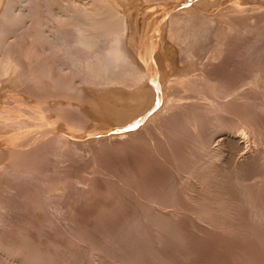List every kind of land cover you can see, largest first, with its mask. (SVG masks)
Returning a JSON list of instances; mask_svg holds the SVG:
<instances>
[{
  "label": "bare ground",
  "instance_id": "bare-ground-1",
  "mask_svg": "<svg viewBox=\"0 0 264 264\" xmlns=\"http://www.w3.org/2000/svg\"><path fill=\"white\" fill-rule=\"evenodd\" d=\"M232 56L234 61L230 63ZM232 62L238 70L231 76L227 70ZM250 66L253 69L247 74L246 70ZM263 81L264 0H0V264H13L24 247L12 239L6 241L3 235L8 232L9 226H21L15 224L17 219L9 218L7 214L30 203L26 200L30 194L28 192L35 189L43 194L41 187L48 178L42 171L43 167L37 165L46 164L51 157L70 153L80 144L89 151L91 148L117 149L132 142L157 139L156 133L169 144L187 141L200 151L201 157L193 160L188 167L183 165L179 183L186 186L181 187L180 193L176 189L175 193L178 192L179 195L176 194L191 205L200 204L201 199L210 204L213 201L210 195L212 183L205 186L204 178L207 176L203 178L198 174L214 171L217 166L227 171L231 168L234 159L228 153L226 143H235L233 153L242 150V138L251 131L248 130L252 125L247 119L248 115L264 111L262 101L255 104L254 111H249L248 107L249 100L264 84ZM86 106L88 110L90 107L91 112L84 109ZM89 134L97 136L90 137ZM86 136L88 138L85 141L83 138L82 142L73 138ZM214 141H217L216 144ZM193 151L188 150L187 156ZM96 152H93L94 156ZM257 153L246 156L248 162L259 164L263 157ZM93 154H89L92 159ZM88 159L91 158L88 156ZM241 164L243 161H238L236 165L234 163L235 167L240 166L239 169L243 167ZM136 178H139L138 174ZM81 180L85 182V179ZM65 185V189L62 187L64 191L68 184ZM172 187L165 188L159 184L144 189L148 193L143 190L147 195L142 204L156 237H159L164 218L159 213V207L178 204V196L172 190L175 187ZM196 188L205 190L201 198L193 194ZM170 190L172 193H169ZM49 197L42 199L47 205H50ZM248 197L244 199L250 201L252 198L249 200ZM257 206H254L255 209ZM184 207L188 208L186 205ZM255 209V219L263 220L262 210ZM254 217L251 218L253 221Z\"/></svg>",
  "mask_w": 264,
  "mask_h": 264
},
{
  "label": "rangeland",
  "instance_id": "rangeland-1",
  "mask_svg": "<svg viewBox=\"0 0 264 264\" xmlns=\"http://www.w3.org/2000/svg\"><path fill=\"white\" fill-rule=\"evenodd\" d=\"M233 57L234 56L231 57L232 59L230 58V61H229L230 63H231V61H234ZM232 63L233 64H230L228 66L229 70H227L231 76L233 74H235V71L237 72V70H238L236 64H234V62H232ZM252 69H253V66L248 67L246 70V73L247 74L250 73V71ZM263 83H264V81H263ZM263 83H261V84H263ZM257 93L255 95H252V98L249 100V104H248V107L250 109L249 111L255 110V104H257V103L259 104L261 101L264 102V99H263L264 98V84L259 86ZM260 98H262V100ZM257 99H259V100H257ZM252 100H254V101L256 100V101L252 102ZM252 105H253V107H252ZM87 107L88 106L84 107V109L86 108L87 112L88 111L91 112L90 107H89V110ZM247 119L252 125L248 128V130H251V131L247 132L248 134H246L247 136L245 135V137L242 138L243 140L241 139L243 142L242 143V145H243L242 150L243 151L240 150V152L233 153L235 151V149H234L235 143L232 141H228L230 144L228 142L226 143V149H227L228 153L229 154L231 153L232 159L236 160V158H237V160H236L237 162L236 161L233 162L234 161L233 160L232 161L233 164H232L231 168L228 169V171L224 170L220 166H217L218 168L216 167V169L214 171L206 172L204 170L205 171L204 173H206V174L203 175V172L198 174L199 177L203 176V178L207 176L206 178H204V181L206 182V184L204 183L205 186H208V184L210 185L212 183L213 190L210 193V195H211L213 201H210L211 202L210 204H209V201L207 203L206 200L204 201V199H201L200 204L199 203H198L199 205L197 204L198 206L197 205H191L181 195L178 196L180 193V190L182 189L181 187L186 186L185 184L182 185L179 183L181 168L184 167L183 165H186L185 167L190 166L193 160L194 161L196 159L198 160V158L201 157L200 151H198L196 149V147L193 148V146H191L192 145L191 143H188L187 141H186L187 143L184 142V140H182L183 142L182 141H179V142L173 141L171 144H173L172 146H175V147H172L171 144L167 143L164 140H163L164 141V143H163V141L161 139L162 137L159 138L157 133L155 135L157 136L156 138L158 139V141H157V139L154 138L152 141L147 140V141H143V143H141V141L132 142L126 146L117 148L118 150L116 148L110 149L112 153H110V150L106 149V148H104V149L103 148H91V151H89V149L87 147H85V145L80 144V145L76 146V147L79 146V148L74 149L75 151L72 150V152H70V153L60 155V156L51 157V159L46 161L47 165L45 164V162L37 165V166L43 167L42 171H43L44 175L46 176V178H48L47 181L45 182V184H43L41 187V189L43 190V194H41L42 191H36L35 189L30 190L28 192L30 194L27 193L28 197L26 196V200L30 201V203L28 202L29 204L28 203L26 204V206H28V207L23 206L20 208L22 210L18 209L17 211H16L17 208H15L14 211L12 210L7 214V216H10L9 218L17 219L19 221V223H17L18 221L16 220L17 222L15 224H17V225L19 224L21 226H19L18 228L13 227L12 225H11V227L9 226L8 232L5 233L6 235L5 234L3 235V238L6 236L5 238H7V239L4 238L6 241H11V239H12V241L14 243L18 242L17 244H23L24 245V247L22 248L23 252L21 251L20 254L18 256H16V258L13 260L12 263L17 264V263H21V262H25V263L27 262L28 264H39V263L40 264H42V263L43 264H64V263L68 264V262H69V264H123V263L124 264H126V263L127 264H264V222H263L264 219L263 220H257V219H255V217L253 215L254 209H255L254 206H257V205L258 206L256 207L255 210H257V211L262 210L261 212L264 213V141H263L264 140V134H263L264 133V131H263L264 130V124H262L264 122L263 121L264 120V111H255L254 113L249 114ZM96 134L99 135L98 133H96ZM96 134H89L88 136H90V135H91L90 137H93L92 135L97 136ZM88 136L82 137V138L77 137V139L75 137H73V138H74V140H77V141L79 140L82 142L83 140L85 141V139H87ZM261 140H262V142H261ZM216 142L217 141H214L213 143L216 144ZM132 144H134V145H132ZM153 144H154V146H153ZM183 144H185V145L187 144V145L185 146ZM259 144H261V145L259 146ZM229 145L230 146L232 145V146L230 147ZM132 146L135 148L133 149ZM136 147H137V150H136ZM170 147H171V149H170ZM177 148H178V150H177ZM101 149H102V151H101ZM128 149H130V150H128ZM192 149L194 150L192 152V154L190 156H187L188 155V154H186L187 151L192 150ZM231 149H232V152H231ZM92 150H93V152L97 151L95 153L96 156H94ZM98 150H99V152H98ZM77 151L78 152L80 151V152L78 153ZM124 151H126V152H124ZM144 151L146 153V156H145V153H142ZM74 152L76 153V155H75L76 157L73 156L75 154ZM255 152L256 153L258 152L257 155L259 154L263 157L262 161L259 164L256 163L255 161L248 162L249 160H247V157L249 155H252L253 153H254L253 155H256ZM86 153H88V154L86 155ZM157 153H158V155H157ZM177 153H179L178 156H177ZM69 154H70V156H69ZM89 154H93V156L95 158L93 157V159H92V156ZM78 155H79V157H78ZM97 155L102 156V157H98ZM88 156H89V158H91L90 160L88 159ZM122 157L123 158L125 157V158L123 159ZM192 157H193V159H192ZM52 158H55V160ZM84 158L85 159L87 158L86 162H85ZM126 158H127V160H126ZM74 159L77 161H75ZM94 159H96V160H94ZM183 159H184V161H182ZM98 160L100 162H98ZM72 161H73V164H72ZM87 161H88V163H87ZM238 161H240V162L243 161V164H241V165H243V167H241V169H239L240 168L239 165H238V167H235V165L238 163ZM51 162H53V163H51ZM67 162H68V164H67ZM101 162L104 163L106 166H104V164H102ZM184 162H186V163H184ZM97 163H99V164H97ZM123 163H125V165ZM234 163H235V165H234ZM42 164H43V166H42ZM122 164H123V166H122ZM131 164H133L134 166ZM72 165H73V167H72ZM107 165H108V167H107ZM118 165H120V166H118ZM44 166L45 167L47 166L46 169ZM98 166H99V168H98ZM135 167H137V168H135ZM148 167H150L151 169ZM95 168L97 169V171L95 170ZM112 168H116L117 170L112 169ZM104 169L106 170V172ZM88 170H89V172H88ZM132 170H134V171H132ZM54 171H56V172H54ZM67 171H69V172H67ZM94 171H95V173H94ZM244 171H246L247 173ZM48 172H49V174H47ZM64 172H65V175L63 174ZM127 172H129V173H127ZM67 173H69V174L71 173V174L69 175ZM233 173H234V175H233ZM105 174L109 175V176H106ZM110 174H111V176H110ZM137 174L139 177L138 179L136 178ZM169 174H172V175H169ZM62 175H63V177H62ZM74 175H75V177H73ZM80 175L81 176L83 175V176L81 177ZM69 176H70V178L67 179V177H69ZM77 177L79 178V180ZM97 177H99V178L97 179ZM132 177H133V179H132ZM145 177H146V179H145ZM152 177H153V179H151ZM243 177H244V179H243ZM63 178L65 180L67 179L68 181L67 180L66 181L68 183H66V181ZM76 178H77L78 182L76 181ZM203 178H201V179H203ZM81 179H85V182H84V180H81ZM91 179H92V182H91ZM69 180H71L72 183H71V181L69 183ZM64 181H65V183H63ZM124 181H126V182H124ZM90 182H91V184H90ZM32 183L30 182V184H32ZM141 183H142V185H141ZM65 184L69 185V186L67 185L68 189L66 187V191H64L62 188V187H64V189H65V186H66ZM89 184H90V186H89ZM149 184H151L150 187H149ZM159 184H162V186H164L165 188L171 187L173 185V187H175V189H172L173 187L171 189L174 191L173 194H175V195L178 194L177 195L178 197L177 196L176 197H177V200L178 199L179 200H178V204L176 203V204L170 205V206L168 205V206L159 207V209H160L159 211H161L159 213H161L164 216V218L162 220V225L160 228L159 237H156L154 227L151 224V221H149L147 219V210L145 209L142 202L144 200V196L147 195L144 192H147V193L149 192L148 190H144V189H147V188L151 189V188H154V186L157 187ZM244 184H245V186H244ZM87 185L89 187H86ZM97 185H100V186L98 187ZM147 185H148V187H146ZM60 186H61V188H60ZM77 186H78V188H77ZM202 186H204V185H202ZM69 187H70V189H69ZM72 187H75V188L72 189ZM84 187H86V188H84ZM143 187H145V188H143ZM97 188H98L100 193H98ZM75 189L78 191H80V190L81 191L79 193L77 191V193H76ZM82 189H83V191H82ZM85 189H87V190L89 189V190L87 191ZM176 189L179 192V193L176 192L177 194L175 193ZM200 189L198 188L197 190H195L193 192V194H195L197 196L199 195V197L201 198L204 195V193L203 194H201V193L204 192L205 190L203 191L202 188H200ZM67 190H69V191H67ZM100 190L103 192H101ZM126 190H128V191H126ZM143 190H144V192H143ZM172 190H170L169 193H172L171 192ZM70 191H72V192L70 193ZM67 192H68V194H67ZM74 192L78 196L74 195L75 194ZM106 192H108V193H106ZM39 193H40V196L38 197ZM51 193H52V195H49ZM212 193L214 195H212ZM83 194H84V196H83ZM72 195H74L76 199ZM96 195H98V196H96ZM249 195H250V197H248ZM59 196L61 199L59 198ZM256 196H258V197H256ZM45 197H49V201H50L49 204L50 205H47L42 201V199H44ZM79 197H80V199H79ZM245 197H248L249 200H250V198H252L250 200L251 202L248 201L247 199H244ZM62 198H63V200H62ZM55 200H57V201H55ZM80 200H82V201H80ZM121 200H122V202H121ZM245 200H246V202H245ZM66 201H68V202H66ZM181 202H183V203H181ZM247 202H248V204H247ZM249 202L251 203V205ZM54 203H56V204H54ZM33 204H35V205H33ZM57 204L60 208L57 206ZM63 204H64V207H63ZM78 204H80V205H78ZM176 205L177 206L180 205V206L177 207ZM182 205H183V208H182ZM185 205L188 208L184 207ZM176 207L178 209H175ZM189 207H191V208L193 207V208L191 209ZM23 208L26 210H24ZM56 208H57V210H56ZM142 208H144V209H142ZM164 208L165 209L167 208V209L165 210ZM173 209H175V211ZM32 210H34V211H32ZM177 210H178V212H177ZM250 210H253V212L251 211L252 213H249ZM179 211H181V212H179ZM25 212H27V213H25ZM33 212L35 214H33ZM172 212H174V214H172ZM15 213H16V215H15ZM250 214L252 217H254V220L256 221L257 224L255 223V221L252 220L253 218L250 217ZM60 215H61V217H60ZM177 215H179V216H177ZM14 217H16V218H14ZM17 217H19V219ZM20 218L25 222H23ZM24 218H26V219H24ZM29 218H31L30 221H29ZM77 222H78V224H77ZM53 223H55V224L53 225ZM0 225H1V223H0ZM162 226H164V227H162ZM131 227H133V228H131ZM73 229H75V230H73ZM131 230H132V232H131ZM163 230H164V232H163ZM78 231H79V233H78ZM9 233H11V235H9ZM129 233H130V235H129ZM168 234H169V236H168ZM165 235H167V236H165ZM18 236H19V238H18ZM150 236H151V238H150ZM134 237H135V239H134ZM170 237L172 240L169 239ZM160 239H161V241H160ZM163 239H165L166 242ZM168 239H169L170 243L172 242L171 245H169L170 243L168 242ZM15 240H16V242H15ZM128 242H129V244H128ZM158 243L160 244V246ZM100 244H101V246H100ZM134 244H135V246H134ZM171 247H172V249H171ZM165 249H167V250H165ZM159 250H161V251L159 252ZM131 251H133V252H131ZM8 254L10 255V252H8ZM154 254H155V256H154ZM11 255H13V254L11 253ZM34 257H35V259H34ZM95 258H96V260H95ZM43 259H44V261H43ZM46 259H48L49 262ZM97 260H99V262Z\"/></svg>",
  "mask_w": 264,
  "mask_h": 264
}]
</instances>
